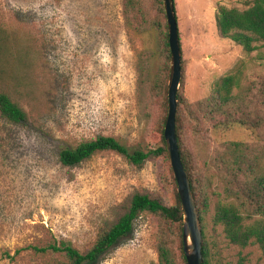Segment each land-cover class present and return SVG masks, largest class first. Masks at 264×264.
Returning <instances> with one entry per match:
<instances>
[{"label":"rangeland","instance_id":"1","mask_svg":"<svg viewBox=\"0 0 264 264\" xmlns=\"http://www.w3.org/2000/svg\"><path fill=\"white\" fill-rule=\"evenodd\" d=\"M139 1L129 26L124 0H0V28L9 40L6 56H0L5 68L0 92L9 93L28 114L22 123L0 115V264H53L63 257L30 247L60 241L86 251L133 193L147 191L168 206L176 204L178 186L164 158L139 167L114 152L71 167L59 161L61 150L99 136H112L131 151L160 147V99L154 88L159 81L169 85L171 67L161 35L164 2ZM174 1L185 97L191 103L205 99L213 83L236 66L243 70V83H255L258 94L264 48L247 54L222 39L216 27L220 5L244 10L253 0ZM206 131L195 139L187 129L208 260L264 264L257 246L231 244L213 221L219 205L230 201L227 145H253L258 137L240 126L215 130L208 125ZM156 227L157 219L140 218L94 264H158Z\"/></svg>","mask_w":264,"mask_h":264},{"label":"trees","instance_id":"2","mask_svg":"<svg viewBox=\"0 0 264 264\" xmlns=\"http://www.w3.org/2000/svg\"><path fill=\"white\" fill-rule=\"evenodd\" d=\"M139 4V0H124V14L129 26H133ZM161 14L164 18L163 29H161V23L158 22L162 30L164 48L169 58V30L165 23L167 18L163 8H161ZM216 27L222 39L232 41L242 47L247 54L264 48V0H253L252 5L244 10L220 5L216 14ZM8 47L9 40L6 30L0 28L1 57L6 56ZM0 72L5 73L2 65H0ZM167 76L168 72L166 78ZM156 86L154 91L160 99L156 102V112L159 114L160 147L131 151L112 136H99L96 139L82 142L74 148L61 150L60 163L69 167L76 166L100 152H114L137 167L157 158L166 159L170 166L164 138L169 108V87L166 81H159ZM180 86L177 94L176 133L182 162L188 172L192 191L197 200L203 238L205 227L202 208L199 206L200 189L192 159V150L188 144L187 129L191 130L195 139L207 133L206 126L208 125L215 130H231L240 126L258 137L257 143L253 145L242 142L227 145L230 158L224 165V171L230 178V185L226 187L230 201L219 205L213 221L216 226L222 228L226 239L231 244L242 248L257 246L264 256V82L257 94L258 86L255 83L245 85L243 70L240 66H236L213 83L208 97L195 103H191L185 97L182 84ZM255 97L258 99L256 103L253 102ZM0 115L12 123H22L28 120L27 112L6 92H0ZM176 198V204L168 206L160 197L147 191L133 193L120 206L121 214L118 219L104 230L86 251H81L66 241L54 242L43 248L38 246L30 248L42 255L51 253L63 257L62 260L53 264H94L133 231L136 221L142 217H151L157 219L154 240L158 264H187L183 248V212L178 193H176ZM202 252L203 264H210L206 243H203ZM19 253L20 250L16 252V255ZM7 257L14 258L9 254Z\"/></svg>","mask_w":264,"mask_h":264},{"label":"water","instance_id":"3","mask_svg":"<svg viewBox=\"0 0 264 264\" xmlns=\"http://www.w3.org/2000/svg\"><path fill=\"white\" fill-rule=\"evenodd\" d=\"M167 18L169 47L171 53L170 78L168 85V116L164 128V138L170 164L178 186L183 212V248L187 264H203V229L192 191L190 178L179 151L176 133V113L182 80V47L174 0H163Z\"/></svg>","mask_w":264,"mask_h":264}]
</instances>
